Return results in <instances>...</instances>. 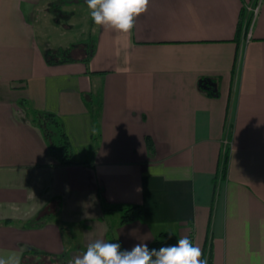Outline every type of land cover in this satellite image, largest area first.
Returning <instances> with one entry per match:
<instances>
[{"label":"crops","instance_id":"obj_1","mask_svg":"<svg viewBox=\"0 0 264 264\" xmlns=\"http://www.w3.org/2000/svg\"><path fill=\"white\" fill-rule=\"evenodd\" d=\"M52 1L0 0V256L71 260L98 237L130 250L165 232L210 264H264V0H149L130 34L92 25L88 64L39 49ZM24 100L60 116L73 164H56ZM129 205L141 215L121 223ZM46 209L55 216L24 226Z\"/></svg>","mask_w":264,"mask_h":264},{"label":"clouds","instance_id":"obj_2","mask_svg":"<svg viewBox=\"0 0 264 264\" xmlns=\"http://www.w3.org/2000/svg\"><path fill=\"white\" fill-rule=\"evenodd\" d=\"M94 25L117 33L130 34L138 16L147 11L149 0H84ZM199 245L187 236L173 245L149 249L138 243L121 249L118 242L102 237L87 243L85 250L75 255L69 264H206ZM0 264H21V253L0 256Z\"/></svg>","mask_w":264,"mask_h":264},{"label":"trees","instance_id":"obj_3","mask_svg":"<svg viewBox=\"0 0 264 264\" xmlns=\"http://www.w3.org/2000/svg\"><path fill=\"white\" fill-rule=\"evenodd\" d=\"M70 3H85L84 0H71ZM58 6V5H56ZM94 23L92 22V25ZM93 28V27H91ZM92 30V29H90ZM243 30V22L239 21L236 29V38L239 37ZM92 32V31H91ZM90 32V34H91ZM96 36L90 35L85 42L86 53L80 58L81 61L88 64L94 55L96 49ZM48 63H52L57 59V62L74 61L76 60L72 56H56L53 57L48 53L44 55ZM198 88L202 90L206 95L217 96V79L213 77L203 76L198 79ZM23 107L26 110L29 121L32 125L37 127L44 138L46 146L50 155L54 158L58 165H70L74 163V149L70 142V139L65 131L64 124L60 116L50 111L37 110L31 107L28 101H23ZM95 123V122H94ZM93 124L92 139L95 141L99 137L98 129ZM148 148L152 150L153 143L150 137H147ZM228 153L225 154L224 160L221 166V177L224 178L228 168ZM104 209H107L108 205L102 202ZM117 209L121 211V223H126L135 220L141 215V207L139 205L118 206ZM55 216L46 209L42 214L36 218L25 223L27 227H37L45 224L49 218ZM9 221H5L7 223ZM61 228H66V225L60 224ZM176 243V237L172 233H160L149 244V249H159L163 246L173 245ZM70 257L69 251H63L61 254H51L44 251H38L34 249H26L23 251L22 264H69ZM206 264H210L209 254L206 259Z\"/></svg>","mask_w":264,"mask_h":264},{"label":"rangeland","instance_id":"obj_4","mask_svg":"<svg viewBox=\"0 0 264 264\" xmlns=\"http://www.w3.org/2000/svg\"><path fill=\"white\" fill-rule=\"evenodd\" d=\"M52 2L50 9L41 10V16H37L35 32L39 49L43 55L48 53L53 57L84 56L85 42L90 35L97 34L90 30L92 21L87 6L83 3H70L71 0H53ZM44 20L50 23H45ZM51 20L54 21L51 23Z\"/></svg>","mask_w":264,"mask_h":264},{"label":"built area","instance_id":"obj_5","mask_svg":"<svg viewBox=\"0 0 264 264\" xmlns=\"http://www.w3.org/2000/svg\"><path fill=\"white\" fill-rule=\"evenodd\" d=\"M257 11H258V6H256V7L252 10V20L255 18Z\"/></svg>","mask_w":264,"mask_h":264}]
</instances>
